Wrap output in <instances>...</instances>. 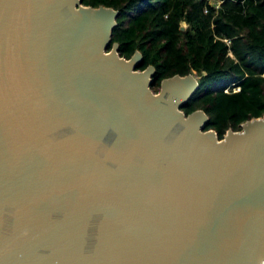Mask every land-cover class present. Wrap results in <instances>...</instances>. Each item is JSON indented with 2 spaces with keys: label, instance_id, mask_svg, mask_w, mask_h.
Instances as JSON below:
<instances>
[{
  "label": "water",
  "instance_id": "95a60500",
  "mask_svg": "<svg viewBox=\"0 0 264 264\" xmlns=\"http://www.w3.org/2000/svg\"><path fill=\"white\" fill-rule=\"evenodd\" d=\"M117 15L0 0V264H264V116L205 131Z\"/></svg>",
  "mask_w": 264,
  "mask_h": 264
},
{
  "label": "trees",
  "instance_id": "16d2710c",
  "mask_svg": "<svg viewBox=\"0 0 264 264\" xmlns=\"http://www.w3.org/2000/svg\"><path fill=\"white\" fill-rule=\"evenodd\" d=\"M211 1H218L213 6ZM84 6L118 12L109 52L121 57L138 51L136 70L155 68L153 84L196 74L198 90L181 107L202 110L223 139L229 130L264 116V0H82ZM186 24L187 29L181 30ZM227 91V92H226Z\"/></svg>",
  "mask_w": 264,
  "mask_h": 264
},
{
  "label": "rangeland",
  "instance_id": "374dc122",
  "mask_svg": "<svg viewBox=\"0 0 264 264\" xmlns=\"http://www.w3.org/2000/svg\"><path fill=\"white\" fill-rule=\"evenodd\" d=\"M211 4H212L213 6H218V5H219V2H218V1H211Z\"/></svg>",
  "mask_w": 264,
  "mask_h": 264
},
{
  "label": "built area",
  "instance_id": "2783aa9c",
  "mask_svg": "<svg viewBox=\"0 0 264 264\" xmlns=\"http://www.w3.org/2000/svg\"><path fill=\"white\" fill-rule=\"evenodd\" d=\"M227 92V91H226Z\"/></svg>",
  "mask_w": 264,
  "mask_h": 264
}]
</instances>
